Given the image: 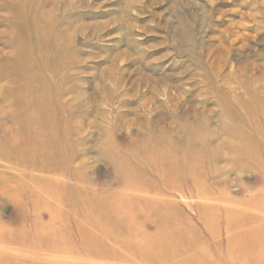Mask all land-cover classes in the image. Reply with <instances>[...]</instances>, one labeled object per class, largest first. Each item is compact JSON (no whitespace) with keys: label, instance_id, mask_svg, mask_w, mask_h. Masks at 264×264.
<instances>
[{"label":"rangeland","instance_id":"1","mask_svg":"<svg viewBox=\"0 0 264 264\" xmlns=\"http://www.w3.org/2000/svg\"><path fill=\"white\" fill-rule=\"evenodd\" d=\"M0 264H264V0H0Z\"/></svg>","mask_w":264,"mask_h":264},{"label":"bare ground","instance_id":"2","mask_svg":"<svg viewBox=\"0 0 264 264\" xmlns=\"http://www.w3.org/2000/svg\"><path fill=\"white\" fill-rule=\"evenodd\" d=\"M30 82V81H29ZM40 87V86H39ZM37 104H36V102L35 101H33V99H28L27 101H24V104H23V106L25 107V109L27 110V111H34V109H36V108H34V106H36ZM41 106V110H46V108L48 107V105H40ZM43 121V120H42ZM24 122H25V120H24ZM24 122H23V124H24ZM26 126H30L31 125V122L29 121V120H27L26 121V124H25ZM32 125H34V123H32ZM35 130V129H34ZM33 140V139H32ZM42 138L41 139H39V140H36L35 139V143H33L34 141H30V143L28 144V145H30V144H36V146H37V144L38 145H42ZM43 146V145H42ZM161 149H163V148H161ZM166 151H171V148H169V147H166L165 149H164V152L167 154V152ZM184 152V151H183ZM42 155V154H41ZM48 158H49V156H44V155H42V158H41V162H42V164L45 162H48ZM44 160V161H43ZM40 165L39 166H41V163H39ZM45 166H46V164H44ZM153 165V164H152ZM34 168V167H33ZM34 170V169H33ZM49 172V171H48ZM50 174L51 173H54V174H57V172L55 171V172H52V171H50L49 172ZM83 192H86V191H79V193H78V195L79 196H81V195H83ZM87 193V192H86ZM82 202V201H81ZM63 203V202H62ZM82 204L83 205H87V202L86 201H84V202H82ZM82 204H81V206H82ZM63 205V204H62ZM64 205L65 206H67V205H70V203H69V201L68 200H66V201H64ZM83 207V206H82ZM67 216V215H66ZM71 219V216L70 217H63V220H65V221H68V220H70ZM68 237V236H67ZM68 239H69V237H68ZM70 240V239H69ZM55 247H57L58 249H61V248H59V247H63V249H65L66 251H68L69 253H71L72 254V250H73V248L70 246V242H67L66 244H58V245H56ZM84 251H86L85 250V248L82 250H80V251H77L76 252V256L77 257H83V256H85V255H88V254H86V252H84ZM48 257H50V256H48ZM55 258H57V257H55ZM53 259V258H52ZM55 260V259H54ZM59 261V260H58Z\"/></svg>","mask_w":264,"mask_h":264}]
</instances>
